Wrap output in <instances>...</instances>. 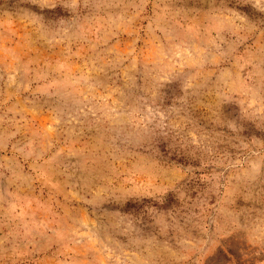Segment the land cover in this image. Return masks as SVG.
<instances>
[{
  "label": "rangeland",
  "instance_id": "374dc122",
  "mask_svg": "<svg viewBox=\"0 0 264 264\" xmlns=\"http://www.w3.org/2000/svg\"><path fill=\"white\" fill-rule=\"evenodd\" d=\"M105 2L72 43L42 14L59 0H0V264H264V246L222 223L261 191L264 163L207 126L264 87V31L227 23L240 9L221 0ZM170 85L179 95L164 103ZM145 96L198 161H173L155 186L116 139L148 118ZM153 191L174 205L129 199Z\"/></svg>",
  "mask_w": 264,
  "mask_h": 264
},
{
  "label": "clouds",
  "instance_id": "9594fccd",
  "mask_svg": "<svg viewBox=\"0 0 264 264\" xmlns=\"http://www.w3.org/2000/svg\"><path fill=\"white\" fill-rule=\"evenodd\" d=\"M146 2V0H145ZM60 8H43L42 14L48 19L52 26L60 25L61 36L63 39L74 43L78 37L82 22L93 12L102 11L109 5L105 0H59ZM224 5L231 4L233 8L240 9V14L229 15L225 21L235 24L241 29L264 31V0H221ZM62 9V10H61ZM128 55L135 63L140 62L135 49H131ZM145 67H149L146 63ZM168 96L164 103H172L175 96L179 95L178 85H170L167 89ZM158 100L151 96H145L141 101L144 105H153L148 110L147 117L130 133L121 130L116 135L120 140L126 136L125 147L127 148V158L136 160L135 154H143L144 182L149 186L166 184L173 179L168 166L175 161L179 164L198 163L186 150L180 148V138L174 136L173 127L169 124L168 115L161 116L154 105ZM241 108L228 104L223 106L222 115L213 125L209 120L207 126L215 127L216 131L225 134V140L229 143H238L240 137L248 141L249 159L259 158L264 163V87L258 92L251 94V102L246 99ZM209 114L214 116V105L209 101ZM183 142L188 146L197 148V152L202 138L197 134L193 138L188 129L185 128L181 133ZM254 169L249 168L247 173L241 174V181L247 179ZM120 184L119 178L114 177V181L109 185V190H121L117 188ZM137 207L150 204L159 209H167L174 205L173 198H157V194L149 192L141 194L140 199L136 200L129 197ZM118 202H109V206L115 207ZM223 227L231 231L235 237L249 243L264 246V182L261 184V191L248 199L239 198L235 203L228 205L224 209L222 218ZM210 229L214 227L209 221ZM191 244V242H188Z\"/></svg>",
  "mask_w": 264,
  "mask_h": 264
}]
</instances>
